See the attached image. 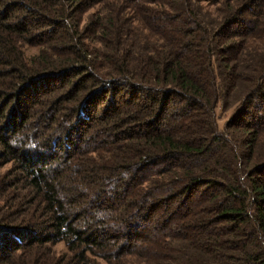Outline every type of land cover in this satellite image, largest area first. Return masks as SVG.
Wrapping results in <instances>:
<instances>
[{
	"label": "trees",
	"instance_id": "obj_1",
	"mask_svg": "<svg viewBox=\"0 0 264 264\" xmlns=\"http://www.w3.org/2000/svg\"><path fill=\"white\" fill-rule=\"evenodd\" d=\"M4 163L0 264H264V0H0Z\"/></svg>",
	"mask_w": 264,
	"mask_h": 264
},
{
	"label": "rangeland",
	"instance_id": "obj_2",
	"mask_svg": "<svg viewBox=\"0 0 264 264\" xmlns=\"http://www.w3.org/2000/svg\"><path fill=\"white\" fill-rule=\"evenodd\" d=\"M35 50V48L33 47H27L25 48V53L26 54H30ZM217 113H218V117L220 116L221 120H224V117L228 114V110H224L223 112H221V110L218 108L216 109ZM9 163H4V164H0V172L5 171L7 168H9ZM55 254H60L61 252H63L64 249V243L62 241H57L54 245H53Z\"/></svg>",
	"mask_w": 264,
	"mask_h": 264
}]
</instances>
